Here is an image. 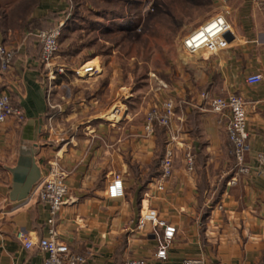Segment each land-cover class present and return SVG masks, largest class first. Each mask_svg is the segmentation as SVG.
<instances>
[{"label": "crops", "instance_id": "obj_1", "mask_svg": "<svg viewBox=\"0 0 264 264\" xmlns=\"http://www.w3.org/2000/svg\"><path fill=\"white\" fill-rule=\"evenodd\" d=\"M214 4L216 17L225 16L228 23L225 48L187 52L184 40L206 23L187 26L181 31L188 34L181 48L188 57L181 59V65L188 71H182L181 81L156 77L141 94L125 86L114 90L112 83L120 80L117 74L77 77L76 69H66L64 75H50L40 63L38 34L63 22L68 28L66 23L76 12L73 0H0V45L16 52L2 90L16 106L24 97L31 119L28 124L23 114L22 121L11 119L0 125V264H44L47 256L38 249H25L17 238L22 232L37 243L49 236L47 206L33 194L11 208L7 197L10 169L22 148L37 138L42 143L37 159L44 178L54 162L68 175L67 203L57 217L58 239L74 253L87 256L85 264H124L134 259L183 264L198 257L210 264H264V176L255 170L238 172L228 118L210 108L216 97L236 94L243 100L251 148L247 163L256 167L264 147V6L255 0H214ZM60 52L54 64L67 68V57ZM255 74L263 76L262 83L248 84L247 78ZM98 79L108 82L106 91H115L102 108L94 105L92 83ZM169 99L175 105L171 126L157 127L147 135V113ZM40 117L45 124L42 134ZM167 149L175 150L174 171L163 182ZM188 154L195 158L193 171L188 170ZM116 175L122 178L124 197L111 199L108 187ZM150 210L156 212L157 221L140 228L141 217ZM161 222L177 229L166 261L156 256L164 229Z\"/></svg>", "mask_w": 264, "mask_h": 264}, {"label": "rangeland", "instance_id": "obj_2", "mask_svg": "<svg viewBox=\"0 0 264 264\" xmlns=\"http://www.w3.org/2000/svg\"><path fill=\"white\" fill-rule=\"evenodd\" d=\"M73 2L77 17L66 23L68 28L60 41V54L67 57L66 69L94 66L97 74L120 75L119 82L112 83L114 90L125 86L141 94L155 84L156 77L181 81L182 71H188L187 65H181V59L188 57L181 48L188 34L181 31L195 23H207L217 14L214 0ZM97 11L101 12L100 16ZM92 85L97 98L95 107L102 108L103 103L106 106L115 91H106L108 82L101 79ZM88 96L85 94V98ZM52 130L50 127L48 133Z\"/></svg>", "mask_w": 264, "mask_h": 264}, {"label": "built area", "instance_id": "obj_3", "mask_svg": "<svg viewBox=\"0 0 264 264\" xmlns=\"http://www.w3.org/2000/svg\"><path fill=\"white\" fill-rule=\"evenodd\" d=\"M261 6H264V0H255ZM65 28V22L55 28L42 31L38 34L41 45V53L39 57L40 63L49 72L50 75H64L66 68L54 64L60 52V41ZM228 23L225 16H217L207 22L204 26L194 31L184 40V47L187 52L193 53L199 50L210 52L219 51L227 45L226 34L228 31ZM196 32H198L196 34ZM16 57L15 50L0 45V125L14 119L23 120V111L19 106L12 102L11 95L2 90L5 76L10 73ZM74 75L77 77L94 76L98 70L94 66L84 67L75 70ZM263 76L255 74L247 78L246 82L250 85H258L262 83ZM212 112L227 116V134L232 153L236 161V167L239 173L250 174L254 170L261 176H264V147L256 157V167H251L247 163V156L250 152L249 133L247 131V112L243 100L236 94H230L226 97H216L210 101ZM175 116V105L172 100H166L160 107L152 108L146 115L144 130L147 135H153L157 127H170ZM175 150L167 149L162 160V181H166L173 176L174 171ZM188 170L193 171L195 166V158L193 154L187 155ZM67 172H65L57 163L49 165L48 175L38 186L34 195L39 201L47 206L49 219V236L42 238L37 243L33 242L24 233L19 232L17 238L21 241L27 250L38 249L47 256L44 264H85L87 256L74 253L70 246L58 239L56 230L57 217L62 208L67 203L68 185ZM234 183V182H233ZM159 188L162 190L163 185ZM108 196L111 199L124 197L123 181L120 175H116L113 182L108 187ZM157 221L155 211H147L141 217L139 227L145 226L146 222ZM163 229L161 245L157 251V258L167 260V247L176 236L177 229L164 222L159 223ZM124 264H147L143 259H134ZM183 264H210L206 258H187Z\"/></svg>", "mask_w": 264, "mask_h": 264}, {"label": "water", "instance_id": "obj_4", "mask_svg": "<svg viewBox=\"0 0 264 264\" xmlns=\"http://www.w3.org/2000/svg\"><path fill=\"white\" fill-rule=\"evenodd\" d=\"M40 86L46 94L45 84L41 83ZM12 88L16 91L14 87ZM24 100L25 98L20 96L19 106L22 108L24 117L29 124L31 119L28 117L27 111L25 110L23 104ZM44 130V117H40L38 124L39 134L44 133ZM41 145L42 143H40L37 138L35 141L31 142L30 145L24 146L18 157L17 164L10 169V173L12 174V185L8 189L7 197L10 201L11 208L26 203L44 180V172L37 159V154Z\"/></svg>", "mask_w": 264, "mask_h": 264}, {"label": "trees", "instance_id": "obj_5", "mask_svg": "<svg viewBox=\"0 0 264 264\" xmlns=\"http://www.w3.org/2000/svg\"><path fill=\"white\" fill-rule=\"evenodd\" d=\"M76 8H77V7H76ZM75 11H76V12H75V14H74V15H75L74 18L76 19L77 14H78V13H77V9H75ZM97 12H98L97 14L100 16L101 12H100V11H97ZM93 13H95V12H93ZM74 18H73V19H74ZM75 19H74V20H75ZM130 24L133 25V23H130Z\"/></svg>", "mask_w": 264, "mask_h": 264}, {"label": "bare ground", "instance_id": "obj_6", "mask_svg": "<svg viewBox=\"0 0 264 264\" xmlns=\"http://www.w3.org/2000/svg\"><path fill=\"white\" fill-rule=\"evenodd\" d=\"M52 80H53V79H52ZM54 80H55V79H54ZM54 80H53V81H54Z\"/></svg>", "mask_w": 264, "mask_h": 264}]
</instances>
